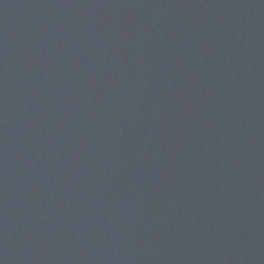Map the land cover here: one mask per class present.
<instances>
[{"label":"water","instance_id":"95a60500","mask_svg":"<svg viewBox=\"0 0 264 264\" xmlns=\"http://www.w3.org/2000/svg\"><path fill=\"white\" fill-rule=\"evenodd\" d=\"M0 264H264V0H0Z\"/></svg>","mask_w":264,"mask_h":264}]
</instances>
